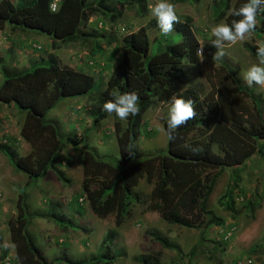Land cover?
Segmentation results:
<instances>
[{
	"label": "trees",
	"instance_id": "trees-1",
	"mask_svg": "<svg viewBox=\"0 0 264 264\" xmlns=\"http://www.w3.org/2000/svg\"><path fill=\"white\" fill-rule=\"evenodd\" d=\"M52 2L0 0V32L8 27L11 32L46 37L52 50L66 45H84L89 41H93L95 48L85 55L83 68L73 69L62 65L56 56H48L34 62L29 60L21 69L9 71L0 60V105L13 107L19 114H24L20 138L31 146L25 157H16L14 150H17L18 139L5 136L0 153L9 165L27 178L26 185L53 171L57 181L67 187L70 180L54 164L65 147L77 151L81 147L83 198L78 202L86 203L93 217L106 219L113 216L115 226L120 227L130 218L131 209L141 204L146 205V210L157 213L163 222L184 229L220 225L221 219L206 206L215 181L221 173L231 171L226 191L218 203L232 211V195L237 188L239 170L255 156L264 159V118L259 96H253L228 66L219 65L211 76L206 73L208 70L199 68L201 59L197 51L201 46L188 17L182 22H171L172 29L167 35L161 33L157 19H154L148 27L121 39L112 37L114 40L106 41L105 47L115 43V50L100 60L96 54L102 48L96 40L103 41L105 36L97 34L96 27L91 32L84 31L89 15L86 13L87 0H61L55 10L50 8ZM108 2L116 3L118 8H111ZM249 2L236 0L231 8L230 0H214L212 7L217 11L214 17L217 20L225 18V25L234 32V24L243 19L242 14H238L240 8ZM133 3L141 7L136 0H98L96 5L102 18L115 23L121 16L118 9ZM263 6L264 0H261L256 6V14ZM140 9L139 15L144 11V8ZM152 28L156 35L149 39L148 30ZM244 49L256 58L262 57L254 46L245 44ZM84 68L100 75L105 84L103 92H93V76L81 71ZM196 79H203L207 84L205 94ZM132 92L138 97L139 111L135 115L129 113L122 128L119 118L114 112L105 111L103 104L106 101L115 103L114 93ZM81 97L102 104L87 112L94 126L107 118L113 121L119 161L111 163L100 159L86 146L84 136L63 134L55 121L45 119L60 101ZM175 98L192 101L193 117L174 127L169 126L170 115L163 118L166 153H140L134 145L143 124L142 116L152 101L173 103ZM102 137L106 139L107 135ZM143 179L152 186L148 196L137 190ZM79 203L78 208H82L84 205ZM15 209L18 212L15 221L7 223L14 256L8 255L6 250L1 257L9 256L14 264H51L28 234L27 227L34 216L29 212L24 191L18 196ZM61 220L54 222L76 226L69 220ZM147 235L163 250H178L156 232ZM113 236L110 233L103 241L108 252L106 240L111 242ZM189 255L192 256L193 251ZM117 258H121L120 252L110 258L99 256L92 264H112ZM161 258L162 251L134 259L139 264H160Z\"/></svg>",
	"mask_w": 264,
	"mask_h": 264
},
{
	"label": "rangeland",
	"instance_id": "rangeland-1",
	"mask_svg": "<svg viewBox=\"0 0 264 264\" xmlns=\"http://www.w3.org/2000/svg\"><path fill=\"white\" fill-rule=\"evenodd\" d=\"M11 1L15 2V0ZM97 1L87 0L89 7L86 13L89 15H87L88 23L84 26V31L91 32L96 27L97 34L105 36L103 41L96 40L100 44V49L102 48L96 54L100 60L115 50V43L106 48V41L114 40L112 37L121 39L135 33L141 28L148 27L151 20L157 19L150 11V6H153L157 0H136L141 3L140 8H144L141 15H139L141 9L136 3L121 6V9H118L121 16L115 23H110L99 15ZM213 1L187 0L177 3L176 0H167L174 6L178 20L182 22L187 17L192 20L193 31L201 46L199 49L201 52L197 53L201 59L199 68L202 71L208 70L206 73L210 76L219 65L223 64L231 68L248 91L255 97L259 96V105L264 118V85H259L256 81H252L249 85L245 78L246 73L253 66H264L261 63L264 58H256L246 53L244 49L245 44L258 49L264 45V6L256 14L254 31L245 32L232 42L211 33L212 27L220 23L225 24V18L217 20L214 17L217 11L212 7ZM235 1L230 0L231 8ZM107 4L113 9L117 7L116 3L108 2ZM229 13L230 11L226 13V16ZM154 30L153 28L148 30L149 39L156 35ZM19 40L23 44L28 40L27 50L15 48V45H12V51L4 54L7 57H3V51H0L1 65L10 71L23 67V64L18 63L19 60L25 63L29 58L42 55L43 48L49 53L57 52L59 60L69 66H73L70 62L77 64L85 60L84 56L87 52L95 48L93 41H89L84 45L76 44L74 49L64 47L59 51L52 50L46 37L30 33L23 34ZM66 52L73 57L69 59L70 62ZM217 53H222L218 60ZM81 71L93 76L94 93L103 92L105 84L100 75L86 68ZM197 82L205 94L208 91L207 84L203 79ZM1 84L0 77V86ZM100 105L102 104L99 102L92 103L87 97L64 99L46 115L45 119L55 121L63 134L84 136L86 146L100 159L114 163L119 161V155L113 121L107 118L99 122L96 127L92 124L90 115L87 114L89 109L92 107L97 109ZM171 106L172 101L163 104L151 102L150 108L142 116L143 124L139 127V138L134 145L140 153L150 155L166 153L167 140L161 121L170 115ZM125 119L118 121L122 128L127 123ZM23 122L24 114H19L13 107L0 105V144L5 136L15 137L18 139V147L14 153L16 157L22 158L29 153L31 147L20 138ZM103 134L107 135L106 139L102 137ZM81 152V147L77 151L67 146L63 149L60 159L54 164L55 168L70 180L67 187L57 181L53 171H49L45 178L26 185L27 178L15 172L6 157L0 153V263L4 260L3 264H14L9 256L5 258L1 256L6 250L8 255L11 253L14 256L7 223L11 220L15 221L18 215L15 203L24 191L29 212L34 216L27 227L28 234L41 250L44 258L51 264L78 262L92 264V261L99 256L110 258L117 252H120L121 258L115 259L112 264H139L134 258L159 251H162L160 264H264L263 158L255 156L239 170L237 188L232 195L234 202L232 211L224 209L218 203L226 191L231 171L221 173L215 181L206 206L216 218L221 219L220 225L184 229L163 222L155 212L136 205L131 209L130 218L126 219L120 227H116L113 216L97 219L90 213L86 203L83 201L79 203V200L83 198L82 168L79 161ZM137 190L148 196L152 186L143 179L139 181ZM78 203L84 206L78 208ZM57 219L69 220L76 226L55 223L54 220L58 221ZM231 230L233 232L230 236ZM148 232L158 233L178 250H163L157 243L150 240ZM110 233L114 236L111 242L106 240V245H109L110 252H108L103 241ZM190 251H193L192 256L189 255Z\"/></svg>",
	"mask_w": 264,
	"mask_h": 264
},
{
	"label": "clouds",
	"instance_id": "clouds-1",
	"mask_svg": "<svg viewBox=\"0 0 264 264\" xmlns=\"http://www.w3.org/2000/svg\"><path fill=\"white\" fill-rule=\"evenodd\" d=\"M260 2L261 0H250L248 4L240 8L238 14H242L243 19L234 24V32L230 30V28L224 23H220L211 28V33L224 40L234 42L237 37L241 36L245 32H248L254 27L256 23V6ZM150 11L151 14L157 18L161 33L164 35H167L171 31V22L178 21L174 11V6L167 2V0H157L153 6H150ZM259 51L261 56L264 57V45H261ZM221 55L222 53H217L216 59L218 60ZM261 63L264 65V59H262ZM245 78L249 85H251L252 81H256V83L259 85H264V66H253L246 73ZM113 95L116 99L115 103L106 101L103 104V109L108 113L114 112L119 119L124 120L126 117H128L129 113L135 115L139 111L137 104L138 97L135 92L124 93L123 95L114 93ZM193 115L194 112L192 101L185 102L183 99L175 98L170 109L171 119L169 126L174 127L175 125H178L193 117Z\"/></svg>",
	"mask_w": 264,
	"mask_h": 264
},
{
	"label": "crops",
	"instance_id": "crops-1",
	"mask_svg": "<svg viewBox=\"0 0 264 264\" xmlns=\"http://www.w3.org/2000/svg\"><path fill=\"white\" fill-rule=\"evenodd\" d=\"M9 30V32H8ZM3 33V34H2ZM18 31L17 32H11V30L6 27L3 31L0 32V51H3L2 52V55L3 57H7V55H4V54H7L9 52H11V46L12 45H15V48H20L22 50H27L26 46H27V42L28 40L26 41V45L23 44L20 40H19V37L20 36H23V34H21L20 36L18 35ZM14 35V37H13ZM49 43H50V40L46 39ZM64 47H67V48H71V49H74L75 46L74 45H66V46H62L60 49L64 48ZM58 49V51L60 50ZM57 53V52H56ZM54 54V51L53 53H49L46 49L43 48V51H42V55H37V57L35 58H29L25 61V63H21V61L19 60L18 63L19 64H23V67L28 65L29 63V60H31L32 62L36 61L39 57L40 58H48V56H56V58L59 60L58 58V55L57 54ZM76 53V52H75ZM88 53V52H87ZM66 54L68 55V61L69 59H73V57L69 54V52H66ZM118 56V55H117ZM84 59H86V56H84ZM60 61V60H59ZM61 62V61H60ZM70 62V61H69ZM73 64V66H69L67 64H63L61 62L62 65H65V66H69L73 69L75 68H83V65L85 63V60L83 61H80V63H74V62H70ZM8 70V69H7ZM10 71V70H9ZM102 133V131H101ZM142 209H145L146 210V205H141V204H138ZM157 216V215H156ZM159 217V216H158Z\"/></svg>",
	"mask_w": 264,
	"mask_h": 264
},
{
	"label": "built area",
	"instance_id": "built-area-1",
	"mask_svg": "<svg viewBox=\"0 0 264 264\" xmlns=\"http://www.w3.org/2000/svg\"><path fill=\"white\" fill-rule=\"evenodd\" d=\"M60 0H54V2L51 4L50 8L51 10H55L56 9V4L57 2ZM201 51H198V53H200ZM233 230L230 231V236L232 235Z\"/></svg>",
	"mask_w": 264,
	"mask_h": 264
}]
</instances>
